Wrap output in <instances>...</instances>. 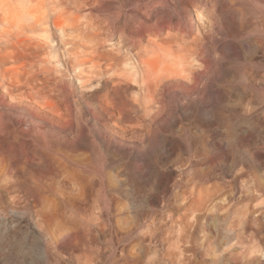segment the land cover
I'll list each match as a JSON object with an SVG mask.
<instances>
[{"label":"rangeland","instance_id":"rangeland-1","mask_svg":"<svg viewBox=\"0 0 264 264\" xmlns=\"http://www.w3.org/2000/svg\"><path fill=\"white\" fill-rule=\"evenodd\" d=\"M39 1L26 5L54 8ZM201 1L203 7L189 10L188 40L179 36L178 42H164L143 29L135 35L140 48L127 50L128 32L101 35L105 51L121 56L115 69H102L101 76L90 61L97 46L79 33H55L50 43L42 40L47 33H33L45 48L27 39L28 53L6 64L0 52V264H192L193 259L195 264H264V105L242 102L264 92L241 86L228 32L217 35L219 64L197 93L185 80L159 88L156 101L150 100L139 76L131 77L140 70L138 54L170 53L189 62L190 71L206 68L207 55L194 56L190 44L211 28L207 16L228 10L230 0ZM176 2L157 6L174 14L175 24ZM236 2L238 11L248 12L246 4L256 8L264 29V5ZM4 4L0 0V11ZM91 4L80 13L82 23L85 15L101 10L100 1ZM143 4L131 0L122 6V24L137 22L145 13ZM17 14L0 20V36L21 26ZM118 76L129 77L128 84L117 86L126 104L111 106L116 118L110 120L99 98L117 85ZM88 158L117 194L115 211L106 219L93 185L96 177L74 168L75 161ZM168 172L173 177L165 192ZM37 183L46 184L39 204L28 197ZM156 195L160 202L153 201ZM244 214L258 219V225L240 235L236 225Z\"/></svg>","mask_w":264,"mask_h":264},{"label":"bare ground","instance_id":"bare-ground-1","mask_svg":"<svg viewBox=\"0 0 264 264\" xmlns=\"http://www.w3.org/2000/svg\"><path fill=\"white\" fill-rule=\"evenodd\" d=\"M5 1L7 2V5L4 4V10L0 11V20L3 22H8L10 18L9 16L12 17L13 14L15 15V12H18L17 15L22 16L20 17L22 20L20 19L21 21L19 22L21 23L23 21V23L21 26H19V28L15 26V28H18L17 31L15 28H13L15 31H12L13 29L11 27L14 26H11L12 23L10 21L8 24L11 26V31H6L4 34H2V36H0V43H2L0 45V52L3 55L2 63L4 62V64H6L11 60H19V54H27V44L25 43L27 39L38 42L33 36V33H47L48 35L42 40H46L49 43L50 41L54 42L55 39H53L51 36L55 33H79V35L82 36L81 40L87 39V41L92 43L94 46H97L96 48H92L91 56L93 55L94 59H91L90 61L93 63L92 68L95 67L97 69L96 73L99 76L103 74L102 69L104 71H108V69L116 67L118 65L117 62L119 59L121 60V56L119 58L118 53L113 54L112 52L105 51L106 49L104 48L107 46V41L100 39L99 37L101 35H108L111 37L115 36L118 31L121 32V30H123L124 35H126L125 32H128V38L127 35L125 38H123L122 35L120 36L124 39L123 41L127 47V50H136L140 48L138 46L140 43L136 42L135 35L138 31L143 29L149 31L153 36L163 40L164 42H178V38H180L179 36H184V40H188V38H186L188 36L186 35L189 34L187 33V28L190 24L188 20L189 10L192 7H203V2L201 0H177L176 5L179 12L177 14L178 21H176L177 23L175 24L174 20L176 18L174 14H167L166 12L157 10L158 4L166 0H160V2L157 0H144L145 4H143V7L145 8V13L141 15L138 21L133 23L132 19H129L125 20L126 22H123L122 24V8L131 0H97L101 2V10L97 15L87 13L88 16L85 15L87 17V22L85 24L82 23V19H80L82 18V14L80 16V13H83L86 10V6L88 5L90 8H92V0H47L49 3H52L50 8L54 6V8L50 9V11H45L43 10L45 8L42 7H40V9L43 11L39 10L38 6L33 8L31 7L33 5H30V8L28 5H26V3L30 4L37 2V0H4V2ZM256 1L260 5H264V0H255V2ZM119 2L123 3L121 7L118 8L116 4H119ZM17 3L22 5L25 4L28 7L25 6L26 8H18L19 6ZM41 3H43L42 6H45L46 4L44 2ZM235 5H237L236 0H230L229 5L227 6L228 10L217 9V12L214 11L213 14H209L207 17L211 28L206 31L203 37L194 38L192 44H190V47L192 48L191 52L194 54V56H200V54L207 55L208 58L205 69L190 71V69L187 67V65L189 66V62L186 65V62L183 61V59L173 56V54L170 53L164 54V57L162 55H157L153 58H145L142 56V54H138L140 70L137 71L135 68L134 73H131V77L136 78V76H139L142 83L141 85L144 86L146 90V97H148L150 100L156 101V92L159 88L165 90L168 86L185 83V80L190 82L189 84L191 86L190 88L192 89V93L199 92L201 90L203 78L211 80L212 76H214L216 72V66L219 64V62L214 55L215 39L217 38V35L223 34L224 31L228 32V37L231 39L235 48L236 59L240 64L239 75L241 78V86L246 88V90L249 88L254 91L264 92V29L262 27V23L257 20L259 17V12L256 8L254 10L251 5L249 6V4H246L247 6L244 7V9H247L248 12H243V9H239L238 11ZM46 9L48 10L49 8L46 7ZM11 19L12 18H10V20ZM19 22L17 21V23ZM165 24L168 25V34L166 37L160 33ZM5 26L7 27V24ZM7 28L8 30L10 29L9 26ZM37 40L40 39L37 38ZM40 42L41 40L38 42L40 46L44 47V43L41 42L43 44L42 45ZM155 43L158 45L157 41ZM118 77L119 81L117 85L111 90H106L105 88V91H102L103 95L100 96L101 98H99L102 102L101 108L110 120L112 118H116L115 110H110V107L113 106L117 109L118 107L126 104L125 100L119 96L118 87L126 85L127 78L129 77ZM102 78L104 77L102 76ZM103 82H106V78L103 79ZM246 101L250 104L257 103L264 105V95L247 100L244 99L242 102ZM1 155L2 152H0V156ZM70 160H72L71 157ZM75 164L78 167L74 168L83 175L88 177H96L93 185L95 188L98 187V195L105 205L102 209V217L106 219L108 215L113 214L115 211L114 205L117 199V194L114 191L115 189L112 188L113 186L109 180L110 178L103 173L101 167H94L95 161H93V158L92 160H89L88 158L87 161H75ZM54 172L55 174L59 172L57 167L55 168ZM172 177L173 174L171 172H168L163 176L162 187L165 192L169 191ZM234 185L233 189H236L237 185ZM45 187L46 184L43 183H37L35 188L32 187L33 189L28 191V197L33 198L31 201L33 200V202H36L37 204L41 203L42 200L46 198L43 191ZM160 199V196L156 195L154 196L153 201L160 202ZM239 202H242L241 198L239 199ZM74 208V206L71 207L72 210L69 212H74ZM213 221L217 226L220 224L221 220L220 218L216 217ZM250 225H258V219H247L245 214L240 216L239 222L236 225L241 231L240 235H242L243 231H246ZM263 227L264 225H262V228ZM225 239L226 242L229 241V237H226ZM212 251L214 252L215 250L212 249ZM195 261L196 260L193 259L192 264H195ZM216 264L221 263L218 261Z\"/></svg>","mask_w":264,"mask_h":264}]
</instances>
